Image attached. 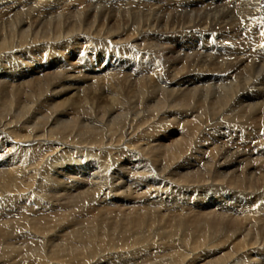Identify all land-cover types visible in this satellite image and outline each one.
<instances>
[{"label":"bare ground","instance_id":"1","mask_svg":"<svg viewBox=\"0 0 264 264\" xmlns=\"http://www.w3.org/2000/svg\"><path fill=\"white\" fill-rule=\"evenodd\" d=\"M66 1L31 2L37 14ZM166 1L110 0L100 25L90 13L82 20L72 12L63 23L32 18L31 32L25 27L18 37L0 31V264H184L189 256L196 260L190 264H264V144L257 141L264 127L257 120V128L244 125L246 114L264 105L258 77L249 75L264 68L258 4L241 0L242 12L227 18L249 40L246 49L230 51L234 34H214L217 20L186 24L173 14L179 28L166 29L159 14ZM206 1L187 0L185 8L211 7ZM138 16L143 28L154 17L152 28H112L119 17L131 28ZM225 17L219 22L230 27ZM174 35L182 40L170 42ZM30 46L43 54L39 66L8 60ZM211 65L213 74L202 67ZM118 83L131 85H119L121 92ZM103 99L97 120L92 104ZM31 107L47 116L30 124ZM234 137L251 146L248 157L245 148L225 147ZM160 249L163 260H152L148 253Z\"/></svg>","mask_w":264,"mask_h":264},{"label":"rangeland","instance_id":"2","mask_svg":"<svg viewBox=\"0 0 264 264\" xmlns=\"http://www.w3.org/2000/svg\"><path fill=\"white\" fill-rule=\"evenodd\" d=\"M2 1V2H1ZM9 1L10 0H8V1H6V0H0V6H2V7H0V9L1 8H3L5 5H6V7H7V5H8V7L10 6V8H8V10H6V11H4V12H6V13H4L3 12V16H0V27H3L2 29H0V31H1V33H2V31H4L3 32V35L0 33V35H2L3 37H5L6 36V38H8V37H10V31L8 32V30H12V33H13V36H15V37H18V33H19V31L20 30H23V29H25V27L26 28H28V33H30L31 32V29L34 27V22H33V19L32 18H34V19H36V18H38V19H41V20H53L52 18H54V20L55 19H57L58 18V20L61 18V17H63V18H61L60 19V21H61V23H63V20L62 19H65V17L66 18H71L72 19V17H73V14H74V12H75V14H76V12L78 13V12H80L79 13V15H80V17L82 16V20H84L85 19V16H86V14L87 13H90L91 14V16L93 15L94 16V18L96 19V22H95V24L97 23V24H99L100 25V21H98V19L100 18V17H102V19L103 18H105L106 16H103L102 14H101V12H102V10L103 9H106V7H107V5L108 4H110V0H67L66 1V3L65 4H59L58 3V5L57 6H54V5H51L50 7L51 8H46V7H44L43 9H40L39 8V12L38 13H41V14H36V11H37V8L36 7H34L33 5H32V3L33 2H31L32 0H23L22 2H21V4H23L24 5V7H21V4L20 5H15V4H13L14 2H15V0H11L10 2L11 3H9ZM14 1V2H13ZM18 0H16V2H17ZM54 1H57V0H54ZM62 1V0H61ZM109 1V2H108ZM133 1H136V2H140V0H133ZM145 1H151V0H145ZM187 0H167L166 2H163L164 3V5H163V3H162V6H161V9H160V11H159V14H160V19L162 20V22L164 23V26L166 27V29H172V28H175V27H177L174 31H177L178 30V28H179V25L178 26H175V24H173V20L174 19H172V18H177V17H175L173 14H176V16H181L182 18H180V20L181 21H184L186 24H191L192 22H196L195 23V25L196 24H201V23H203L204 22V24H206V25H211V22H212V20L213 21H216L217 20V23L219 24V26H220V30L217 28V32L216 31H212L214 34H219V35H221L222 33H223V31L224 30H228V31H230V32H232V34H234V39H233V41H232V48H231V50L230 51H234V50H244V49H246L247 48V45H249V40L246 38L247 37V35H245L244 33L243 34H241L243 31L241 30V28L240 27H237V28H233V27H231V23H235V22H237V20L235 19V20H233L232 22H228V20H227V18H230L231 19V17H234L235 15H236V13H238V12H242V11H240V9H242V8H244V7H240L238 4H240V2H241V0H207L206 1V3L208 2V1H210V2H212L211 4V7H204V8H202V7H199V6H201L200 4H199V6L198 7H195V8H193L192 6H190L189 8H185L186 7V2ZM251 1V0H250ZM252 1H256L255 2V4L257 5L258 4V8H255V9H257V12L255 13V17L256 18H254V21L257 23V25L258 26H260L261 27V30H262V32L259 30L258 32H260L261 34H263V36H264V12L262 11V8H264V1L263 0H252ZM262 1V2H261ZM4 2V3H3ZM19 2V1H18ZM30 2V3H29ZM104 2V3H103ZM116 2H118V1H116ZM182 2V3H181ZM236 2V3H235ZM2 3H3V5H2ZM5 3H8V4H5ZM179 3H181L180 5H179ZM232 3V4H231ZM27 4V5H26ZM168 4V5H167ZM184 4V5H183ZM222 4H223V6H224V8L223 7H221L222 6ZM259 4H261V5H259ZM30 5V6H29ZM70 5V7H68ZM91 6V8H90V6ZM157 5H159V4H157ZM182 5V6H181ZM14 6V7H13ZM28 6V7H27ZM65 6H67V7H65ZM20 8L19 10H18V12H17V10L16 9H18V8ZM32 7V8H31ZM60 7H61V9H60ZM154 7V6H153ZM260 7V8H259ZM14 8H16V9H14ZM31 8V9H30ZM34 8V9H33ZM36 8V9H35ZM167 8V9H166ZM173 8V9H172ZM175 8V9H174ZM246 8V7H245ZM77 9V10H76ZM172 9V10H171ZM23 10V11H22ZM59 10V11H58ZM71 10H73V11H71ZM79 10V11H78ZM81 10V11H80ZM170 12V13H168V11ZM226 10V11H225ZM11 11V12H10ZM29 11H31V14L29 13ZM33 11V12H32ZM41 11V12H40ZM44 11V12H43ZM61 11V12H60ZM13 12V13H12ZM17 12V13H16ZM25 12V13H24ZM47 12V13H46ZM58 12V13H57ZM72 12H73V14H72ZM115 12H117V10L115 11ZM125 12H127L126 10H125ZM153 12L155 13L156 12V9H154L153 10ZM2 13V12H1ZM0 13V14H1ZM15 13V14H14ZM20 13V14H19ZM45 13V14H44ZM57 13V14H56ZM59 13H61V14H59ZM9 14H12V15H9ZM14 14V15H13ZM19 14V15H18ZM22 14V15H21ZM25 14V15H24ZM33 14V15H32ZM72 14V15H71ZM159 14H156L157 16H159ZM162 14V15H161ZM178 14V15H177ZM7 15H9V16H7ZM29 15V16H28ZM39 15V16H38ZM41 15V16H40ZM53 15V16H52ZM78 15V14H77ZM100 15V16H99ZM154 15V14H153ZM156 15L154 16V17H156ZM258 15V16H257ZM22 16H24V17H22ZM58 16V17H57ZM68 16V17H67ZM70 16V17H69ZM72 16V17H71ZM92 16V17H93ZM226 16V17H225ZM9 17V18H8ZM20 17H22L21 19H20ZM36 17V18H35ZM60 17V18H59ZM99 17V18H98ZM152 17V16H151ZM154 17H152L153 19L152 20H149L150 21V24H148V25H150L149 27H147V29H149V28H152L151 26L153 25V23L155 22L154 21ZM215 17H216V19H215ZM223 17H225L226 18V20H224V21H227L228 23H230V27H228L227 26V23L224 25L223 23H220L219 21H221L222 19L221 18H223ZM18 19V20H17ZM24 19V20H23ZM26 19V20H25ZM31 21H30V20ZM120 19H123L122 17L120 18H118V23H115V26L114 27H112L113 29H117V28H120L121 30H123V28H126V33H128V31H130V32H133V30H134V32H136V34H140V33H142L143 32V29H145L146 28V26H148V25H145V28H143V24H142V22H141V20H140V17L138 16L136 19H135V24H134V26L133 27H131V28H129V27H127V25L126 24H124L123 22H122V20H120ZM192 19V20H191ZM81 20V21H82ZM88 20H90V19H88ZM3 21V22H2ZM30 21V22H29ZM126 21H129V23H131L132 21L130 20V19H126ZM125 21V22H126ZM181 21H179V22H181ZM188 21V22H187ZM18 22V23H17ZM138 22V23H137ZM1 23H3V25H1ZM20 23H21V25H20ZM85 24H87V22H84ZM166 23V24H165ZM182 23V22H181ZM116 24H117V26H116ZM152 24V25H151ZM126 25V26H125ZM135 25H136V27H135ZM203 25V24H202ZM20 26V27H19ZM21 26H22V28H21ZM102 27H104V25H101ZM107 26V25H106ZM125 26V27H124ZM156 26V24L153 26V27H155ZM9 27V28H8ZM24 27V28H23ZM224 27H226V28H224ZM8 30H7V29ZM15 28V29H14ZM136 28V29H135ZM143 28V29H142ZM132 29V30H131ZM232 29V30H231ZM251 29H253V28H251ZM140 30V32H137V31H139ZM30 31V32H29ZM6 32V33H5ZM133 32V33H134ZM199 31H196V33H198ZM240 32V33H239ZM6 34V35H5ZM236 34V35H235ZM238 35V36H237ZM257 35V34H256ZM124 36H128V34H125L124 33V35H123V37ZM177 38V39H175V38ZM236 37V38H235ZM239 37V38H238ZM244 39H246V41L244 40ZM170 40V42H176L177 40H182V38L180 37V36H178V35H174L173 36V38L171 39H169ZM241 40V41H240ZM246 42V43H245ZM243 43V44H242ZM170 44H172V43H170ZM239 44V45H238ZM27 45H29V44H27ZM173 45V44H172ZM191 45V44H190ZM190 45H188V46H190ZM243 46V47H242ZM25 47H27V46H25ZM24 47V48H25ZM32 47H35V46H30V49L32 48ZM237 47V48H236ZM172 48H174L175 50H174V52H177V48L176 47H174V45H173V47H171L170 49L171 50H173ZM242 48V49H241ZM33 50H31V51H29V52H27L28 54L27 55H25V54H14V55H10L9 56V58H8V60L9 61H11V63L13 62V63H15V64H17L19 67H21V66H23L25 63L27 64V65H29L31 62V64L33 65V66H39L42 62H44V60H42L43 58H41L42 56L41 55H43L42 54V52H41V50L39 49H34V48H32ZM57 50V51H56ZM54 51V54L55 55H57V53H58V55H57V57L58 58H60V52H62L63 50L62 49H55V50H53ZM229 51V52H230ZM10 53V52H9ZM226 53V52H225ZM28 55H29V57H28ZM31 55H34V56H31ZM39 55V56H38ZM20 56V57H19ZM41 56V57H40ZM22 57H24L23 59H22ZM28 57V58H27ZM40 57V58H39ZM223 57H227V61L229 60V56H223ZM33 58V59H32ZM19 59H20V61H19ZM24 60V61H23ZM27 60V61H26ZM32 60V61H31ZM29 61H31V62H29ZM34 61V62H33ZM41 61V62H40ZM224 61H225V58H224ZM246 62V61H245ZM247 62H250V60H247ZM29 63V64H28ZM36 63V64H35ZM8 64L9 63H7L6 62V65H7V67H6V69H8L9 68V66H8ZM22 64V65H21ZM30 64V65H31ZM249 64V63H248ZM12 65V64H11ZM4 67V66H3ZM3 67H0V68H3ZM202 67H204L206 70H208V71H211V74H213V71H215V70H213L212 68H213V66L211 65V66H202ZM257 68V69H256ZM6 69H4V70H6ZM263 73V74H262ZM80 76H82V74H79ZM101 75V74H100ZM99 75V76H100ZM248 75V74H247ZM249 75H251V77H256L257 79H258V84H256L255 85V87H256V89H258L259 90V88H260V90H264V68L262 67V68H258V67H256V66H254V68L252 69V71H250V74ZM79 77V76H78ZM243 77H246V75L245 76H243ZM260 77H262V78H260ZM20 78V77H19ZM33 78V77H32ZM80 78V77H79ZM81 79V78H80ZM121 80H123L122 78L119 80V81H121ZM130 80H131V78H130ZM132 81V80H131ZM262 83V84H261ZM124 84L125 85H131V84H126V83H118L117 85V88H118V90L119 91H121L122 92V87L121 86H119V85H123L124 86ZM211 90H213L212 88L207 92V93H209ZM97 93L98 92H92L90 95H89V99H88V101L90 100L91 102H95V101H97L96 100V96H97ZM44 94V93H43ZM264 94V93H263ZM45 95H46V93H45ZM78 95V96H77ZM76 96H74L73 97V99L74 100H77V98L80 96L79 94H77ZM86 95V94H85ZM99 95V94H98ZM85 97V96H84ZM104 101H106L105 99H103V100H100L99 102H97L96 104H92V110H93V113H95V118H97V116L98 115H96V113L97 114H99L97 111H96V107H100V105L101 106H106L107 105V103L106 102H104ZM98 103H99V105H98ZM31 105V103H28V107ZM264 105H261V106H259V110H261V112L259 111V112H254V113H252V114H246L248 117H249V119H251V120H247L245 117H247L245 114L243 115V119L245 118L246 119V123L244 124V125H246L245 127L247 128L248 127V129H251V128H257L256 127V124H253V123H257V126H259V125H262L263 127H264V115H263V113H262V111L264 112ZM262 108V109H261ZM35 110H38L37 109V107L34 109H32V107L28 110V112H27V114L28 115H26V117L28 118V120L30 121V124H32V121H36L37 120V118L38 117H42V116H47L46 115V110H45V112H43V110H38V114H36V115H34V116H32V113H33V111H35ZM258 110V109H257ZM30 111V112H29ZM43 113V114H42ZM45 114V115H44ZM255 114V115H254ZM253 116L252 118L250 117V116ZM259 115V116H258ZM254 116H258V118H256V117H254ZM101 117V116H100ZM262 118H263V121H260V119L262 120ZM9 119V118H8ZM94 118H92V120H93ZM242 119V120H243ZM10 120V119H9ZM96 120V119H95ZM97 120H99L98 118H97ZM255 120H257V121H255ZM255 121V122H254ZM97 121H95V123H96ZM248 122H250V123H248ZM252 122V123H251ZM85 122H83V124H84ZM251 124V125H249L248 126V124ZM29 124V125H30ZM208 127H210V126H208ZM207 127V128H208ZM262 127V128H263ZM210 129V128H209ZM263 130V133H264V128L262 129ZM205 133H206V131H205ZM261 134H259V136H258V143H260V144H264V140H263V138H264V135L262 134V132H260ZM238 135H240V134H238ZM244 135L246 136V132H244ZM262 137H261V136ZM235 138H237V137H234V139L233 140H229V139H227L226 141H225V147L226 148H229L227 145L228 144H230L231 146L230 147H235L234 149H233V151L234 150H236V149H238L239 151H241V150H243L244 148L245 149H247L246 151H244V152H247L248 154H245V156H249L251 153L248 151V150H250V147L251 146H248L249 148H246V147H244L243 145H246V143L245 142H243V144L241 143V142H239L238 140H236ZM252 140V139H251ZM262 140V141H261ZM230 141V142H229ZM262 142V143H261ZM234 145H233V144ZM49 145H51L50 143H48ZM224 143H222V144H219V145H217V147H218V149H216L217 151H219V148H221V150H222V147H221V145H223ZM241 144V145H240ZM203 147H205V145H206V143L204 142L203 143ZM236 145V146H235ZM248 145V144H247ZM207 146V145H206ZM242 146H243V148H242ZM225 147H223L224 148V150H225ZM237 147V148H236ZM241 148V149H240ZM242 152V151H241ZM257 155H258V153H257ZM256 157H258V156H256ZM254 158H255V156H253V157H251V158H249V163H250V161H251V163L253 164V162H254ZM244 159H246L245 157L242 159V160H244ZM250 163V164H251ZM65 165V166H64ZM64 165H62V166H60L59 167V171H61L60 173H62V172H64V171H62V170H67L68 168V165L66 164V163H64ZM67 166V167H66ZM173 172V171H172ZM173 175H176L175 173H173ZM172 176V175H171ZM173 177V176H172ZM126 180V179H125ZM128 181H124V180H118L115 184H117V183H120V185L122 184L123 186H131V183L130 182H128ZM133 197V196H132ZM85 215H86V213H84ZM88 215V214H87ZM86 215V216H87ZM86 218V217H85ZM260 221V220H259ZM74 222V221H73ZM261 222V221H260ZM258 222L257 221V223L256 224H259V225H257L258 227H260L261 225H263V224H261V223H263V222ZM250 223V222H249ZM246 224H247V222H246ZM75 227H77V226H75ZM72 230V229H71ZM70 230V231H71ZM69 231V232H70ZM68 232V231H67ZM67 232H62L61 233V237L63 238V235L65 234V233H67ZM264 236V235H263ZM151 237H153V238H156V237H154V236H150V238ZM261 237H262V234H261ZM183 240H185V237L183 236V237H181ZM204 241L207 239V238H205V237H201ZM264 238V237H263ZM262 239V238H261ZM193 240V238H191V239H188V241L190 242V244H191V241ZM197 240H199V239H197ZM154 241V239H151L150 240V242H153ZM154 244L155 243H157L159 246H163V244L165 243V242H162L161 244H160V240H157V238L155 239V241L153 242ZM179 243V242H178ZM177 244V243H176ZM180 244V243H179ZM179 244L177 245V246H179ZM186 244V243H185ZM220 243H218V246L220 247L221 245H219ZM164 247V246H163ZM263 247H264V245H263ZM135 250V249H134ZM162 252L160 253V254H157V253H151V252H149L148 254L151 256H149V255H147V257L145 258L146 260L150 257L152 260H155V258H156V260L155 261H162L163 260V258L165 257L164 256V250L163 249H160ZM246 250V249H245ZM244 250V251H245ZM111 251H114V249H112ZM246 252V251H245ZM151 253V254H150ZM116 253H113L112 254V256H116V255H118L119 253H117L116 255H115ZM126 254H128V253H126ZM246 254V253H245ZM82 257V254L79 256V258L78 259H80ZM103 257V256H102ZM154 258V259H153ZM201 259V258H200ZM149 260V259H148ZM186 260V261H185ZM187 260H189V261H187ZM199 260V259H198ZM203 260V259H202ZM252 260H256L255 262H259L260 263V261H258L259 259L258 258H256L255 256H253L252 257ZM111 262L113 261H115L113 264H115L116 262L118 263V260H117V258H115V259H113V258H111V260H110ZM192 261L193 262H195L196 260H193L192 258H191V256H189V258L188 257H186L184 260H183V263L184 264H187V263H192ZM69 262V261H68ZM78 262H79V260H78ZM135 263L134 262V260L133 261H131V262H129L130 264L131 263ZM136 262H139L138 260L136 261ZM201 262V261H200ZM203 262V261H202ZM116 263V264H117ZM127 263V262H126ZM189 263V264H190ZM68 264H78V263H75V262H69ZM102 264H103V261H102ZM106 264V263H105ZM119 264V263H118Z\"/></svg>","mask_w":264,"mask_h":264}]
</instances>
